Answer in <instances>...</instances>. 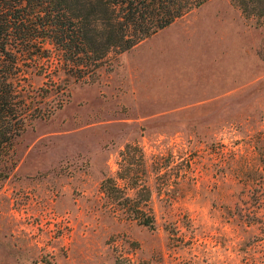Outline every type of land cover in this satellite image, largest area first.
I'll use <instances>...</instances> for the list:
<instances>
[{
	"label": "rangeland",
	"instance_id": "rangeland-1",
	"mask_svg": "<svg viewBox=\"0 0 264 264\" xmlns=\"http://www.w3.org/2000/svg\"><path fill=\"white\" fill-rule=\"evenodd\" d=\"M0 184V264H264V29L209 0L66 92ZM66 83V84H65ZM149 191V229L99 187Z\"/></svg>",
	"mask_w": 264,
	"mask_h": 264
},
{
	"label": "trees",
	"instance_id": "trees-1",
	"mask_svg": "<svg viewBox=\"0 0 264 264\" xmlns=\"http://www.w3.org/2000/svg\"><path fill=\"white\" fill-rule=\"evenodd\" d=\"M209 0H0V184L14 167L13 147L26 124L53 110L32 108L23 94L22 67L48 79L40 98L65 94L63 74L93 82L97 71L169 27ZM264 29V0H231ZM66 84V83H65ZM115 209L137 224L154 228L149 191L130 196L112 177L100 183Z\"/></svg>",
	"mask_w": 264,
	"mask_h": 264
}]
</instances>
